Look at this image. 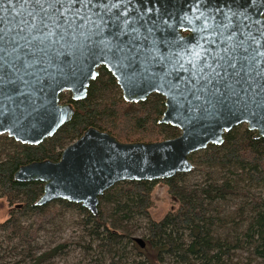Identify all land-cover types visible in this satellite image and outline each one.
Returning <instances> with one entry per match:
<instances>
[{"label": "water", "instance_id": "1", "mask_svg": "<svg viewBox=\"0 0 264 264\" xmlns=\"http://www.w3.org/2000/svg\"><path fill=\"white\" fill-rule=\"evenodd\" d=\"M125 6L129 19L122 27L110 23L76 34L52 29L55 35L38 40L34 37L43 33L29 31L35 5L0 0V134L28 145L52 136L74 113L61 93L75 101L85 98L100 66L112 74L127 102L162 95L165 109L159 122L179 129L175 137L129 142L88 127L58 160L33 161L14 172L18 181L43 183L35 205L61 199L95 216L99 196L115 183L188 173L193 168L189 155L222 144L233 127L245 124L255 138L264 137V56L258 54L264 52L258 31L264 26V0H125L121 9ZM226 18L233 29L252 25L243 34L238 31V39L250 31L257 40L247 41L246 52L240 48L235 53L236 74L223 82L197 84L193 65L199 66L206 49L215 51L208 41H219L216 25ZM133 240L145 246L142 237Z\"/></svg>", "mask_w": 264, "mask_h": 264}, {"label": "trees", "instance_id": "2", "mask_svg": "<svg viewBox=\"0 0 264 264\" xmlns=\"http://www.w3.org/2000/svg\"><path fill=\"white\" fill-rule=\"evenodd\" d=\"M98 69L85 98L75 101L68 92L61 93V101L71 103L74 113L52 136L37 145H28L0 134V196L11 206L8 217L0 222V232L7 242L18 236L25 246L18 262L49 264L52 257L72 244L65 240L44 251L33 245L44 224L64 210H74L84 227H92L87 233L91 241H99L106 252L111 254L110 244H118L119 239L126 237L142 255L135 264H259L257 260L264 259V196L241 190L238 182L264 185V137L255 138V132L246 126L239 125L226 132L222 144H209L189 155L196 167H237L240 179L236 184L226 179L213 181L209 176L203 183L189 186L185 181L188 173L162 180L121 181L99 196L95 216L81 204L61 199L55 200L58 206L52 208L48 203L34 204L43 192V183L18 181L14 172L33 161L58 160L62 149L90 126L129 142L158 141L179 134L178 128L159 122L165 109L162 95L152 93L144 101L127 102L112 74L104 66ZM9 145L14 149L6 150ZM204 173L209 174L207 170ZM157 185H163L175 203L172 205L175 208L160 220L149 214L152 191ZM236 195L245 199L234 211H229L227 198ZM135 216L147 218L143 248L131 236L135 231L129 224ZM22 218L29 219L23 227L18 225ZM73 243L82 245L76 240ZM85 248L89 249L90 244ZM234 250L244 251L245 258L234 261Z\"/></svg>", "mask_w": 264, "mask_h": 264}, {"label": "rangeland", "instance_id": "3", "mask_svg": "<svg viewBox=\"0 0 264 264\" xmlns=\"http://www.w3.org/2000/svg\"><path fill=\"white\" fill-rule=\"evenodd\" d=\"M240 125L242 128L246 126L245 124ZM242 128H239V132ZM4 147L5 146L2 148ZM7 147L8 148L6 150L14 149L12 145ZM203 169H205V171L207 170L209 174H205ZM239 174L240 170L235 166L206 168L205 166L196 167L194 165L192 170L185 176V181L189 186L196 183L201 184L205 179H207V177L209 178L210 176L213 181L219 182L221 179H226L233 182V184H236L238 182L237 179H240ZM238 187H241V190H246L249 194H260L261 196H264L263 184L254 185L247 184L246 181H239ZM173 199L167 193L166 188L163 185L155 186L152 191L153 203L149 210L150 217L155 220L162 219L170 209L175 208V206H172L175 205ZM231 199H229V197L227 198V209L229 211H234V209L241 204V201L244 200L245 197L236 195ZM47 206L49 208L58 206V202L52 201L48 203ZM10 209L11 206L8 204L7 200L0 196V222L8 217ZM28 222V218H22L19 220L18 225L23 227L26 226ZM146 224V217L135 216L129 224V228L135 231V233L131 236L144 238V228ZM89 229L91 230L92 227H84L82 225L81 218L74 210H64L58 214L53 221L42 226L39 231V236L36 241H34L33 245L37 248L40 247V251H44L65 240H69L72 243L65 247L62 252L60 251L57 255L52 257L48 261L49 264H122L125 262L135 264V262L142 258V255L136 252L134 245L129 242L126 237L119 239L117 241L118 244H110V249L113 251L111 254L106 252L105 249L98 244L99 241H91L90 236L87 235ZM75 240L80 241L82 245L73 243ZM0 242L2 243V248L0 247V264H28V261L18 262V260H21L20 255L25 252V246L21 245V241L18 236L12 238L10 242H7L3 232H0ZM87 244H90L89 249L85 248ZM13 248H15L14 252H18L17 254L11 251ZM114 252L116 253L113 256ZM232 253H234V261L238 259L241 260L245 258L246 255L244 251L239 252L234 250ZM121 255H123V257H121ZM257 262L259 264H264V259L259 258Z\"/></svg>", "mask_w": 264, "mask_h": 264}, {"label": "snow or ice", "instance_id": "4", "mask_svg": "<svg viewBox=\"0 0 264 264\" xmlns=\"http://www.w3.org/2000/svg\"><path fill=\"white\" fill-rule=\"evenodd\" d=\"M25 2L35 5V8L29 12V16L32 17L29 31L38 29L43 33V35L34 37L38 40L55 35L52 29H58L62 34H67L69 31L76 34L78 31L93 26L100 30L110 23H114L116 27H122L129 19L127 7L121 9L125 0H25ZM25 23L28 22L25 21ZM216 27L220 29L219 41L215 39L208 41L209 44L215 45V51L212 48L206 49V54L201 58L202 62L199 66L193 65L191 75L197 84L200 81H203L205 85L212 81L223 82L228 76L236 74L235 53L240 48L246 52L248 50L247 41L257 40L250 31L246 33L245 39H238V31L243 34L245 29L252 27L250 24L237 25L233 29L231 20L226 18V22L221 21ZM258 31H260V38L264 39V26ZM225 32H230V34L225 36ZM3 40L4 36L0 34V51H2ZM258 54L264 56V52H258ZM3 66L4 62L0 57V69ZM0 84H3L2 76H0Z\"/></svg>", "mask_w": 264, "mask_h": 264}, {"label": "flooded vegetation", "instance_id": "5", "mask_svg": "<svg viewBox=\"0 0 264 264\" xmlns=\"http://www.w3.org/2000/svg\"><path fill=\"white\" fill-rule=\"evenodd\" d=\"M101 67V66H100ZM98 71H99V69H98ZM69 95H70V93H69ZM71 97V96H70ZM64 102V101H63ZM65 102H67V101H65Z\"/></svg>", "mask_w": 264, "mask_h": 264}]
</instances>
